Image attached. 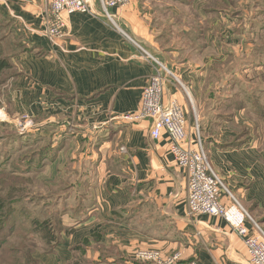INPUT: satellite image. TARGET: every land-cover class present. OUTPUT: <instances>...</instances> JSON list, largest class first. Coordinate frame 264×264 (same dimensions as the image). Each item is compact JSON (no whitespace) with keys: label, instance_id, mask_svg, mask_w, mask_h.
Wrapping results in <instances>:
<instances>
[{"label":"crops","instance_id":"crops-1","mask_svg":"<svg viewBox=\"0 0 264 264\" xmlns=\"http://www.w3.org/2000/svg\"><path fill=\"white\" fill-rule=\"evenodd\" d=\"M255 3L249 11L247 0H131L108 8L109 21L94 0L92 13L63 15L65 35L51 45L46 0H0L20 44L0 86V117L20 120L14 139L21 149L49 144L52 158L42 168L56 174L45 179L62 229L34 257L39 264H152L135 258L141 251L179 254L180 264H249L243 241L221 218L187 216L186 176L165 133L152 139L149 120L117 116L139 109L153 60L164 65L172 76L165 75L163 102L177 100L185 117L182 146L201 138L216 174L264 232V148L252 136L251 111L198 116L191 100L227 53L229 61L245 60L230 75L254 68L263 75L264 0ZM252 13L256 30L248 25ZM68 140L76 143L73 156Z\"/></svg>","mask_w":264,"mask_h":264},{"label":"built area","instance_id":"built-area-1","mask_svg":"<svg viewBox=\"0 0 264 264\" xmlns=\"http://www.w3.org/2000/svg\"><path fill=\"white\" fill-rule=\"evenodd\" d=\"M46 1L49 9L45 16L44 36L51 45H55L56 40L65 35L63 15L93 12L94 0ZM97 1L104 16L111 21L108 8L127 5L131 0ZM153 62H155L156 69L150 77L149 83L142 90L139 109L134 113L117 116V119L126 122L149 120L152 139H157L163 131L168 138V151L172 155L176 167L186 176L187 216L208 215L221 218L243 241L249 264H264V232L259 229L249 213L214 172L199 137H197L194 147L185 148L182 146L186 137L183 110L175 99H171L168 103L163 102L165 75L172 76V73L156 60ZM186 95L188 97L187 92ZM195 130L197 132V126H195ZM120 151H124V148H120ZM135 258L152 264H180L179 254L162 257L156 252L141 251L136 253Z\"/></svg>","mask_w":264,"mask_h":264},{"label":"rangeland","instance_id":"rangeland-1","mask_svg":"<svg viewBox=\"0 0 264 264\" xmlns=\"http://www.w3.org/2000/svg\"><path fill=\"white\" fill-rule=\"evenodd\" d=\"M247 5H248L249 11H255L256 6H257L255 3V0H247ZM240 6L238 8H240ZM254 15L255 13H252V17L250 20L251 22L248 23L249 27L252 30L257 29L255 27V24L256 26L258 25V22L252 21L254 20L253 18ZM10 29H13V28L9 27L8 25L6 26L5 19L0 18V42L5 39L3 38L4 35H7V33H10V34L12 33ZM12 35L13 36L11 39L13 41L16 40L17 38L16 34H12ZM7 41H9V39ZM2 44L3 43H1V49L3 50L4 54L9 55L14 51V48L11 50L6 46V44H4L2 48ZM257 44L259 45L260 43H257ZM220 50L222 51L221 47H220ZM224 56H225V59L222 63L214 64V67L216 69H219L218 74L214 75L213 72H210L208 76L209 81L207 82V85L204 91L201 92V95H199L197 99L191 98V100L194 103V106L196 105L195 107L196 114L198 116L202 115V111L204 113L207 111H210V108L213 105V102L215 101L217 102L218 100H221L223 98L222 96L227 95L230 90L233 93L240 92L242 95L241 97L243 99L249 100L247 97H249L251 100H253L254 98H257L259 99L260 103L264 104V93L261 92V91H264V70L260 72L263 75H258L256 68H254L253 70H249V72H246L244 74L243 73L235 74L237 77H233V79L231 78V81L233 84L232 88L229 89L228 87H222L221 89H219V80L222 79L223 85L226 82L228 83L230 82L229 80L230 77H228V75H230L229 72H230L231 66H234L236 72L238 73L239 64L242 61L245 62L244 59L240 60V63L239 61H235V62L229 61V60H232V58L229 57V53L225 54ZM230 62H233V64L230 65ZM11 63H12V60H11ZM5 72L2 73V77H0V81H2L1 80L2 78L3 79L5 78L4 76ZM9 73L10 71L8 72V74ZM261 78H263V81L261 80ZM1 88H0V94L2 93ZM184 95H185V98H186V101L189 107H191L190 101L186 93H184ZM0 106H2L1 100H0ZM247 109H250V108H247ZM248 115L250 116V117L248 116L249 117L248 121L250 122V130L252 131V136L260 140L259 143H261V146H263L264 148V124H262V122L259 123V121L256 120V117L253 114L248 113ZM20 130H21L20 120L18 121L17 119L12 120L9 116H7V119L6 118L2 119L0 117V172H5V173L11 172L14 168L13 165L17 162L18 158L21 155H23L25 152H28L30 150L28 148L32 146V145H29L27 147H22L21 149V147L18 144V141L14 139L15 134H17V132H20ZM254 130H256V132H254ZM69 140H72V139L69 138ZM69 140H68V143L71 146V150L69 151V156H73L74 151L76 150V143L69 141ZM23 150L25 151L23 152ZM66 158H68L67 153L62 154L60 156L59 168L64 167L66 163L65 162ZM51 171L52 169L42 168V171H40L39 174H35L34 172L27 173V174L15 172L16 175H21V176L29 178V179L23 178L24 179L23 184H27L28 182H30L26 186L23 185L22 187L23 192H21L20 194L19 189L15 191H9L7 189L0 190L1 198H4V199L10 198L7 195H12L11 198L13 199L10 200V202H12L11 205H12V208H14L13 214L16 213L19 215L17 221L14 219L10 224L7 223L4 230L0 234V241L1 239L2 240L5 239V242H6V246L4 247L5 248L4 250H6V248L9 249L10 247H17L20 243H22V240H20L19 237H17L19 234L26 235L27 237L26 244H28L27 246H31L32 249H34V251L32 252L33 258L36 256V254L41 252L42 249L44 248V242H43V239L41 238L42 237L41 234L31 232V223L36 218H40V219L50 218L51 215H53L56 212L57 206L55 205L54 207L52 203V201H54L55 196H56V195L54 196L55 191H54V188L46 187L47 179H45L49 177V175H51L50 178L56 179L55 171L53 170L52 173ZM61 174L65 175V173L63 172ZM38 175L40 176L37 178ZM41 180L43 181L41 182ZM16 188H19V187H16ZM41 195H43V198H40ZM18 221H21V223L16 225ZM4 250H0V264L3 262H7V264H20V263H23V261H26L27 259L26 256L28 255V253H25V251L15 255L12 253H4ZM9 256L10 257L14 256V258H10Z\"/></svg>","mask_w":264,"mask_h":264},{"label":"trees","instance_id":"trees-1","mask_svg":"<svg viewBox=\"0 0 264 264\" xmlns=\"http://www.w3.org/2000/svg\"><path fill=\"white\" fill-rule=\"evenodd\" d=\"M0 18L5 19L6 26L8 25L9 27L13 28V29H10L12 33L11 34L7 33V35H4L3 38L5 39L0 42V77H2V73L6 71L4 75L6 78L10 74V73L8 74V72L12 68L11 56L13 52L17 51L16 44L18 43H17V40L13 41L11 39L13 36L12 34H15L16 32L14 24L10 20H7L1 14H0ZM8 39L9 41H7ZM1 43H3L2 48H3V45L6 43V46L11 50L14 48V51L9 55L4 54L3 50L1 49ZM18 45L20 46V44ZM218 70L219 69H216L213 65L210 71L213 72L214 75H217ZM228 77H230L229 78L230 82L229 83L226 82L224 85H223L222 79L219 80V89H221L222 87H228L229 89L232 88L233 84H232L231 78L233 79V77H237V76L229 75ZM4 79L3 78L1 79L2 81H0V85L2 84ZM261 80H263V78H261ZM241 96L242 95L240 92L233 93L230 90L227 95L222 96L223 98L221 100H218L217 102L216 101L213 102V105L211 106L210 111H209L211 112L210 115L213 116V118L218 117L219 119H226V118H230L233 115L234 111L239 110V109H245L247 111L249 110V112L251 111V114H253L256 117V120H258L259 123L262 122V124H264V104L260 103L259 99L257 98H254L253 100H251L246 95V97L249 99V100H246V99H243ZM246 107L250 109H247ZM246 138H247V135L245 133H241L239 136V139L241 140H246ZM48 146L49 144L47 143L41 147L34 148L32 150H29L28 152H25L23 155H21L18 158L17 162L13 165L14 168L11 172H6V173L0 172V186H1L0 190L7 189L9 191H15L19 189L20 194H21V192H23V188H22L23 185L26 186L30 182H28L27 184H23L24 182L23 178H27V179L29 178L21 176V175H16V173L27 174V173L34 172L35 174H37L42 169L43 160L46 158H52V156H48V151H47ZM74 174L77 175L78 173L75 172ZM16 187H19V188H16ZM64 190L67 191V190H72V189L69 187L68 189L65 188ZM7 196L10 198L4 199L0 197V234L4 230L7 223L10 224L14 219L17 221L18 216H19L16 213L13 214L14 208H12V205H11L12 202H10V200L13 199L11 198L12 195H7ZM58 216L59 215L57 214H53L51 215L50 218H47V219L36 218L31 223V232L40 233L42 236L41 238L43 239V242L45 245V249H44L45 252L47 251V247L50 244L57 242L58 233L62 229ZM20 223L21 221H18L16 225ZM17 237H19V239L22 240V243H20L17 247H10L9 249L6 248V250H4L5 249L4 247L6 246L5 239L3 240L1 239L0 250H4V253H12L15 255L25 251V253H28V255L26 256L27 259L26 261H23V263H20V264H39L38 260L32 257V252L34 251V249H32L31 246H27L28 244H26L27 243L26 235L19 234ZM10 258H14V256ZM1 264H7V262H3ZM73 264H80V263L74 262Z\"/></svg>","mask_w":264,"mask_h":264}]
</instances>
